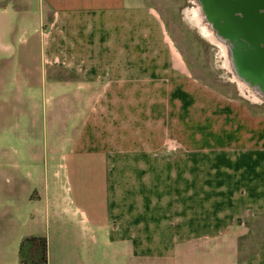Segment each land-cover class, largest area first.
<instances>
[{"label":"crops","instance_id":"1","mask_svg":"<svg viewBox=\"0 0 264 264\" xmlns=\"http://www.w3.org/2000/svg\"><path fill=\"white\" fill-rule=\"evenodd\" d=\"M14 4L43 13L38 68H22L50 78L51 137L62 125L80 181L64 205L77 235L112 264H264V112L193 73L159 1Z\"/></svg>","mask_w":264,"mask_h":264},{"label":"rangeland","instance_id":"2","mask_svg":"<svg viewBox=\"0 0 264 264\" xmlns=\"http://www.w3.org/2000/svg\"><path fill=\"white\" fill-rule=\"evenodd\" d=\"M158 1L174 41L193 73L264 112V99L260 97L263 84L238 76L228 66L233 61V49L226 41L228 58L221 44L201 33L191 19L194 0ZM14 3L15 0H0V100L24 98L25 102L0 104V264H24L23 257L41 260L38 244L29 240L40 236L48 241V264H112L113 252L107 246L93 244L90 231L77 235L75 226L65 222V201L79 193L80 181H76L72 162L68 176L67 160L60 154L63 126L58 123L56 140L51 137L50 78L44 76L36 84L37 73L30 80L22 68L24 61L31 68H38L42 29L38 19L43 13L36 5L23 12ZM26 15L28 20L23 18ZM26 47L31 55L24 60ZM56 76L79 77L64 71ZM46 191L50 199L40 200Z\"/></svg>","mask_w":264,"mask_h":264},{"label":"bare ground","instance_id":"3","mask_svg":"<svg viewBox=\"0 0 264 264\" xmlns=\"http://www.w3.org/2000/svg\"><path fill=\"white\" fill-rule=\"evenodd\" d=\"M195 7L193 9L192 13V21L201 29V33L207 37L210 41L216 42L218 44H221V46L224 48V51L227 53L228 58L230 54H228L227 46L225 45V42L228 41L231 48L233 49V61L228 62V66H230L235 74L238 76H246L247 80L250 79L251 82H258L260 84H263L264 86V78L262 82H259L258 75L255 71H252L245 67L243 62L246 60V55L248 49L250 47L242 40L239 36H233V37H227L223 34V30L225 29L224 22L219 21L215 18H212L208 16L204 10L203 5L199 0H194ZM250 82V81H249ZM248 82V83H249ZM253 91H257L256 88L253 89ZM260 96V95H259ZM262 99H264V88L262 90V96H260Z\"/></svg>","mask_w":264,"mask_h":264},{"label":"flooded vegetation","instance_id":"4","mask_svg":"<svg viewBox=\"0 0 264 264\" xmlns=\"http://www.w3.org/2000/svg\"><path fill=\"white\" fill-rule=\"evenodd\" d=\"M203 5L204 9L209 10V13L212 15V18H215L219 21L224 22V24H230V22H244L247 19V16L244 14L248 13V10H256L257 19L256 21L260 24H264V0H199ZM195 4V2H194ZM234 11L233 16L231 13ZM244 12V13H243ZM251 20L254 21V18L251 17ZM250 20V21H251ZM226 26V25H225ZM251 49V47H250ZM250 49L247 51V55H250ZM259 60H260V69L253 70L258 75V81L262 82L264 78V41L260 43L259 49ZM246 61L243 64L246 67ZM249 69V68H248ZM263 72V73H262Z\"/></svg>","mask_w":264,"mask_h":264},{"label":"water","instance_id":"5","mask_svg":"<svg viewBox=\"0 0 264 264\" xmlns=\"http://www.w3.org/2000/svg\"><path fill=\"white\" fill-rule=\"evenodd\" d=\"M208 16H212L209 13V10L204 9ZM234 11L230 12L233 16ZM248 13H244L247 16V19L244 22H230V24H224L225 29L223 34L227 37L239 36L244 42L251 47L250 55H246V67L253 70L260 69V60H259V49L260 43L264 41V24H260L256 21L257 12L256 10H248ZM251 17L254 18V21L251 20ZM251 20V21H250ZM245 60V61H246ZM259 71V70H258ZM263 73V72H262Z\"/></svg>","mask_w":264,"mask_h":264},{"label":"trees","instance_id":"6","mask_svg":"<svg viewBox=\"0 0 264 264\" xmlns=\"http://www.w3.org/2000/svg\"><path fill=\"white\" fill-rule=\"evenodd\" d=\"M29 239V238H28ZM29 240H32V242H36L38 244L37 250L41 253V260L39 261H30L26 257L22 258V262L24 264H48V255H47V246L48 241L46 237H31Z\"/></svg>","mask_w":264,"mask_h":264}]
</instances>
